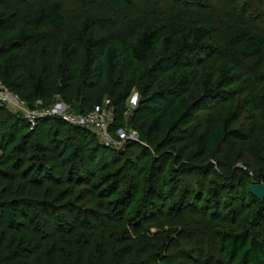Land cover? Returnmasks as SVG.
Masks as SVG:
<instances>
[{"label":"rangeland","instance_id":"obj_1","mask_svg":"<svg viewBox=\"0 0 264 264\" xmlns=\"http://www.w3.org/2000/svg\"><path fill=\"white\" fill-rule=\"evenodd\" d=\"M44 1L47 0H0V18H8L10 23L12 20L14 23L16 21L12 17H20L27 6L35 7ZM58 1L63 7L64 30H69L76 25L84 33L85 38L106 36L107 31L110 30V35H107L105 40V48L107 46L115 48L119 44V39L134 29H137V34L128 40L129 46L149 31L155 32V38L163 32H171L172 29L177 31V24L170 17L172 8L180 9L185 17L193 18L198 14L201 15L202 12L204 16L201 17L216 21L217 26L213 34L206 39L210 46L221 44V33L225 25L233 19L246 21L250 26L257 24L258 28L264 32V23H258L254 12L248 11L246 16L239 15L240 12L235 7L239 6V0L237 2L195 0L188 5H184L181 0L177 2L118 0L121 4L119 8L113 6L109 0ZM245 2L255 4L259 8L263 7L264 1L245 0ZM130 48H119V51L114 53L98 50L93 52V56H97L106 63V80L109 83L122 71L124 56L121 54L128 55ZM209 49L213 53L202 65L196 63L186 65L187 60L184 59L178 63H172L170 60L165 67L161 59L171 54L172 47L163 42L153 41V49L142 66L146 76L141 80L138 79L137 70L141 68L139 63H135V71L124 74V78H134L136 84L141 86L132 89L125 101V110L116 111L115 106L110 103V94L105 96L101 106L113 118L109 131L119 142V146L114 148L122 151L123 156H117L115 161L102 166L96 159L93 160L92 172H87L86 180L64 179V173L67 170L64 167L68 163L66 157L72 148L71 140L66 143L70 150L56 152L55 149H51V139L57 138L60 132L51 128L50 124L45 127V131L42 129L39 134L32 135L33 141L36 140L37 143L45 146V151L41 152L44 164L53 167L55 176H58L62 182H66L65 186L68 190L55 202L60 209L53 217L39 211V202L50 199L44 193L28 189L27 195L22 198L20 192L22 187L28 182L33 183V175L28 173L27 169L32 162L41 157V155L33 157L34 152L30 148L28 152L31 156L30 160L25 162L17 172L14 189L8 196H5V193L9 191L6 185L1 191L0 229L3 228L2 209L9 208L12 220L20 224L18 232L21 235L30 231L36 233L40 239H49L58 243L61 249L59 264H62V259L66 264H78L81 254L87 249L92 251L90 256L93 264H98L100 257L105 258L106 264H122L119 253L124 251L127 253L125 264H141L145 261L151 264L156 256H165L170 264H233L228 262L226 256L217 248L213 223L221 212H225V215L228 213L227 220L237 219L240 214L249 212L250 209L244 204L245 197L248 195V185L251 181H259L262 175L257 159L247 149H239L230 165L214 163L213 169L219 180V175L222 176V174L227 176L234 173L241 177L239 185L218 189L213 184L214 172L206 176L202 175L198 169V166H204L214 158L198 156L194 151L192 154L186 146L165 144L163 143L165 141L161 139L143 141L138 134L132 133L135 129L130 122V117L141 100L151 97L160 89L169 88L171 91L168 92L172 95L159 102L165 104L193 102V105L196 104L194 107L202 108L198 113L200 117L218 111L229 118L231 126L243 130L254 129L264 141V50L260 66L255 67L253 61H247L239 67L228 60L235 57L236 50H227L224 45L218 50L213 47ZM44 55L47 60L54 57L51 52H46ZM197 55L203 58L207 53L198 51ZM17 60L24 66L23 60L19 58ZM153 77L157 78L158 84H155L149 93H144L142 88L151 84ZM0 88H5L1 81ZM210 88H217L219 93L209 97L206 90ZM36 105L42 106L46 113L44 117L62 118L64 115L85 114L78 112V103L66 104L59 96H55L48 104L39 101L34 106L23 104L27 109H34ZM6 109L14 115L19 114L10 108L6 107ZM39 120L41 118L34 123L27 120L30 124L29 128L19 131L17 138H21L24 132L34 129ZM81 141L88 156L91 148L89 149L85 137L81 138ZM30 143L34 144V142ZM133 143L145 147V152L148 154L145 158L154 160L156 166L154 169L144 166L142 171L136 172L135 166L130 167V164L133 166L143 157L141 147L131 145ZM76 153L79 154V152ZM261 156L264 160V153H261ZM188 158L191 169L186 172H177L176 169L180 163ZM116 181H118L117 184ZM128 182L131 185L130 189H127ZM156 188L159 191L155 192ZM182 188L188 193L184 198L186 203L182 205L181 213H177L172 209V205L175 199L182 197ZM109 205L113 211L115 210L114 218L104 216L106 207ZM148 207H153L152 213L145 212ZM179 208L181 205L177 209ZM134 209L138 213L139 210L143 213H136V215ZM77 210H87V220L94 225L84 228L76 223L72 212L76 213ZM90 210L96 212V215ZM212 210L217 213L213 215ZM32 211L39 215L35 226L31 225L27 219ZM132 212L133 215L130 217ZM217 221L221 224L228 223L224 219H217ZM18 240L21 248L30 246L26 236ZM10 255V248H4L0 252V264H9L4 261ZM83 260L84 264H89L90 257L87 251Z\"/></svg>","mask_w":264,"mask_h":264},{"label":"trees","instance_id":"obj_2","mask_svg":"<svg viewBox=\"0 0 264 264\" xmlns=\"http://www.w3.org/2000/svg\"><path fill=\"white\" fill-rule=\"evenodd\" d=\"M87 1L94 2V0ZM109 1L116 8L121 5L118 0ZM181 1L184 5H188L195 0ZM232 1L237 2L238 0H229V2ZM238 3L239 6L235 7L239 10L240 16H246L248 11L254 12L258 23H264V2H262L263 7L259 8L255 4H248L245 0H239ZM201 16H204L202 12L201 15L198 14L193 18L185 17L180 9L172 8L170 17L177 24V31L172 29L171 32H163L156 38L155 32L149 31L129 46L128 40L137 34V29H134L120 38L119 44L115 48L108 46L105 48V40L107 35H110V30L107 31L106 36L97 38H85L84 33L76 25H73L69 30H64L65 17L60 1L47 0L35 7L27 6L20 17H12L16 21L14 23L13 20L10 23L8 18H0V81L30 106H34L38 100L43 104H48L55 96H59L66 104L78 103V112L88 113L96 107L102 106L105 96L110 94L111 105L115 106L116 111L122 112L125 110V101L132 89L141 87L140 84H136L134 78H124V74L135 71V63H139L141 68L137 70L138 79L141 80L146 76L142 66L153 49V41L155 43L163 42L172 47L171 54L161 59L162 65L165 67L170 60L172 63H178L184 59L187 60L186 65L193 63L202 65L213 53L209 48L213 47L218 50L222 45L227 50H236L235 57L228 60L239 67L247 61H253L255 67L262 64L264 32L258 28L257 24L250 26L246 21L233 19L232 22L225 25L221 33V44L210 46L206 39L213 34L217 22ZM125 47H131V50L128 55L121 54L124 56L123 69L109 83L106 80V63L97 56H93V52L98 50L99 52L114 53L118 52L119 48ZM198 51H203L207 55L200 58L197 55ZM46 52H51L54 56L53 59L47 60L44 55ZM18 58L23 60L24 66L17 60ZM155 84H158V80L153 77L151 84L143 87L142 91L149 93ZM168 91L171 90L169 88L160 89L151 97L141 100L130 117L133 129L138 132L141 140L148 142L161 139L165 141L163 142L165 144L186 146L192 154L194 151L198 156L214 158V161L211 160L204 166H198V169L202 175L206 176L214 172L213 184L218 189L239 185L241 177L234 173L227 176L222 174V176L219 175V180L213 169L214 163L223 166L230 165L239 149H247L261 166V179L254 182L264 183V160L261 156V153H264V141L257 135L256 130L233 127L230 125L229 118L224 117L218 111L200 117L198 113L202 108L194 107L196 104L193 105V102L189 104L159 102L172 95ZM206 93L210 97L217 95L219 91L217 88H210L206 90ZM49 124L56 132L57 130L60 132L57 138L51 139V149H55L56 152L64 149L70 150L66 143L70 140L72 142V148L66 157L68 163L64 167L67 169L64 179L86 180L87 172L92 170L93 160L96 159L102 166L115 161L117 156H123L122 151L101 143L91 128L68 124L58 116L41 118L34 129L24 132L21 138H17V133L28 129L30 124L21 115H14L5 106L0 105V149L2 152L0 155V194L5 185L9 189L5 196H8L14 189L17 172L25 162L30 160L31 156L28 155L30 148L34 152L33 157L41 155V152L45 151V146L37 143L36 140L33 141V136L39 134L42 129L45 131V127ZM83 137L87 140L89 149L91 148L88 156L81 141ZM30 142H34V144ZM131 145L141 147L138 143ZM141 149L143 157L133 166L130 164V167L134 168L135 166L136 172L142 171L144 166L154 169L156 167L154 160L145 158L148 155L145 152L146 149L143 146ZM75 150L79 152L78 155ZM188 160L189 158L180 163L176 171L190 170ZM44 162L41 155L37 161L30 164L27 171L33 175V183L25 184L20 192L22 198L27 195L28 189L44 193L50 199L39 202V211L53 217L60 209V206H57L55 202L65 195L68 189L65 186L66 182H62L58 176H55L53 167L44 164ZM115 183L117 184L118 181ZM249 185L248 195L244 202L250 209L249 212L242 213L237 219L232 218L231 220H227L228 213L225 215V212H221L217 219H224L228 223L221 224L217 219L213 223L217 248L226 256L228 262L233 264H264V198L259 200L254 197L249 191ZM130 187V182H128L127 189ZM157 190L159 191L156 188L155 192ZM187 193L182 188V197L175 199L172 209L177 213H181L182 205L186 203L184 198L187 197ZM115 203L117 204V202ZM110 205L106 207L107 211L104 216L108 215L114 218L115 210L113 211ZM179 205L181 208L177 209ZM8 209L5 207L2 209L3 228L0 229V252L4 248H10L11 252L4 262L9 264H59L61 249L58 243L49 239H40L36 233L30 231L21 235L18 232L20 224L12 220ZM87 210L72 212L76 223L84 228L94 225L90 220H87ZM152 210L153 207L146 208V211L144 209L145 212L149 211L150 213ZM90 211L93 212V210ZM136 211L134 209V214L143 213L140 210L139 213ZM93 213L96 215V212ZM215 213L217 212L212 210V214ZM132 215L133 212L130 217ZM38 218L39 215L35 211H32L27 217L33 226L37 224ZM22 236L28 238L30 245L24 249L21 248L18 240ZM86 251L90 257L89 264H93V259L90 256L92 251H88V249L81 254L82 257L78 264H84L82 259ZM126 257L125 251L119 253L120 263L125 264ZM151 262V264H170L165 256H156ZM62 264H66L63 259ZM98 264H106L105 258L100 257ZM141 264L150 263L145 261Z\"/></svg>","mask_w":264,"mask_h":264},{"label":"built area","instance_id":"obj_3","mask_svg":"<svg viewBox=\"0 0 264 264\" xmlns=\"http://www.w3.org/2000/svg\"><path fill=\"white\" fill-rule=\"evenodd\" d=\"M38 101L41 102L40 100ZM24 103L26 102L15 92L6 87L0 88V105L18 112L19 115L31 123H34L38 118H43L46 115L41 105H36L34 109H27L23 106ZM62 118L71 125L91 128L96 133L98 140L107 146L115 148L119 146L118 140H116L109 131V126L113 118L111 115L107 114L101 106L85 114L78 116L64 115ZM132 133L138 134L136 130Z\"/></svg>","mask_w":264,"mask_h":264},{"label":"water","instance_id":"obj_4","mask_svg":"<svg viewBox=\"0 0 264 264\" xmlns=\"http://www.w3.org/2000/svg\"><path fill=\"white\" fill-rule=\"evenodd\" d=\"M250 193L259 200L264 198V183L252 181L249 185Z\"/></svg>","mask_w":264,"mask_h":264}]
</instances>
